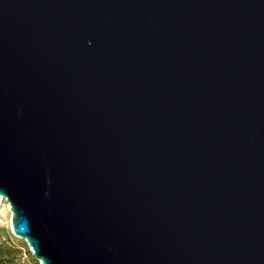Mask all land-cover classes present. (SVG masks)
<instances>
[{
  "label": "water",
  "instance_id": "obj_1",
  "mask_svg": "<svg viewBox=\"0 0 264 264\" xmlns=\"http://www.w3.org/2000/svg\"><path fill=\"white\" fill-rule=\"evenodd\" d=\"M0 197L40 264H264V0H0Z\"/></svg>",
  "mask_w": 264,
  "mask_h": 264
},
{
  "label": "rangeland",
  "instance_id": "obj_2",
  "mask_svg": "<svg viewBox=\"0 0 264 264\" xmlns=\"http://www.w3.org/2000/svg\"><path fill=\"white\" fill-rule=\"evenodd\" d=\"M11 220L12 212L10 205L6 199L0 197V235L2 241L19 251L13 264H40L34 258L27 242L13 234Z\"/></svg>",
  "mask_w": 264,
  "mask_h": 264
},
{
  "label": "trees",
  "instance_id": "obj_3",
  "mask_svg": "<svg viewBox=\"0 0 264 264\" xmlns=\"http://www.w3.org/2000/svg\"><path fill=\"white\" fill-rule=\"evenodd\" d=\"M18 252V249H15L2 241L0 235V264H13L17 258Z\"/></svg>",
  "mask_w": 264,
  "mask_h": 264
}]
</instances>
